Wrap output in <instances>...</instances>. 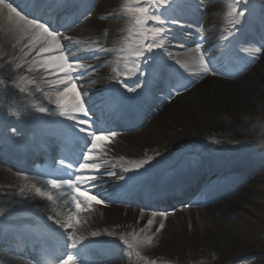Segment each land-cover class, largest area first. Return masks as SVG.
<instances>
[{
	"label": "bare ground",
	"instance_id": "obj_1",
	"mask_svg": "<svg viewBox=\"0 0 264 264\" xmlns=\"http://www.w3.org/2000/svg\"><path fill=\"white\" fill-rule=\"evenodd\" d=\"M91 1L64 0L62 3H54L53 7L50 8L54 10L53 12L48 13L46 9H43V14L46 17H50V21L52 22L61 17H65L66 21L73 17L76 20L81 14L88 12L92 16L88 21L91 25H94L95 18L112 15V10H114L112 5L116 4L119 0H101L93 3ZM232 1L234 2V0ZM207 2L204 3V0H177V5L174 6V9L176 10L175 18L179 23L165 26L166 29L171 27V32L166 31L159 37L153 36L146 29L143 30L145 36L142 35L141 29L139 30L140 36H137L138 29H135L134 32L133 21H128L127 19L123 24L120 22L121 19L116 17V20L112 21V25L116 26L117 31L115 36L112 34L104 37V47L99 49L97 46H91L85 49V45H81L84 48L77 50L79 53L87 51L86 54L88 56L85 60L82 58L83 54H77V50L71 52V59L82 61V63L76 65L78 71L90 68V65L95 63L103 62V65L97 69L93 68L92 72L86 76H82L78 72L75 74H79L80 76V79L76 81L78 85L77 89L79 92L90 95L89 107L93 115L97 117L95 123L101 122L100 127L106 133L109 125L113 129H118L119 127L115 122L116 118L108 115V111H114L116 107V103L114 102L116 99L115 95L111 102L108 101L110 99L109 96H111V86L114 85V87L119 88L116 91V95H119L120 98H125L130 88L124 87L128 86L127 83H124L127 80L122 81L119 79L117 82H114L112 79L117 78L118 75L131 78L134 73V66L131 63L125 67L120 61L116 63V60L111 55L108 58H101V53H103L101 51L105 50V48L107 51L115 49L117 43H121L123 48L118 49V51L124 49L123 52L125 54L129 55L130 53L131 56L136 57L135 63H140L142 60L135 55L133 48L140 49L142 46L153 41L161 44V47L154 49L152 53L146 54L152 56L157 62V65H153V68L158 69L155 75L156 82L142 86L147 88L152 94V98L148 99L146 103L148 105H158V110H155L152 115V117L155 115L156 120L148 127L141 128L137 132L120 133L116 134L115 137H111L110 135L111 139L104 135V139L97 141L99 149L89 153V155L94 157V160L87 163H97L99 165V171L96 172L98 179L94 182L96 186L93 191L97 199L102 202L98 204L95 200L87 201L89 203L87 204V210H84L82 206L81 210L77 212L71 205V197L62 196L56 190H51L54 198L52 201H49L46 196L40 195L36 190L29 188L28 184L21 183V178L19 177L16 179L20 185H15L18 183L17 181H6L10 180L6 178L10 175V172L2 169L0 165V215L13 214L15 218L22 217L33 225L17 223L15 224L16 227H10L14 224V221L9 222L12 219L8 220L7 218L0 217V219H3L0 220V236L6 235L7 232L14 228L19 231H27L28 235H33L38 233V230H43L46 223V227H48L49 223V227H45V230L40 231V234L37 236H45L47 231L55 233L61 239L63 247H65V244L71 245L73 242H78L77 248L80 251L78 255L83 256L85 259L84 262H80L79 264H128L126 262L127 257H129L133 264H139V262L132 258L129 252L134 257L149 259L151 264H168L166 260L172 259L174 254L194 256L196 258L198 255L197 250L186 242H176L175 240L181 241L185 234L190 236L189 234L192 231L202 233V230L210 222L209 220L214 219L220 222L223 227L218 228L215 234H213L214 238L212 239L214 242L210 243L211 246L208 249L203 248L205 255L212 256L214 254L215 248L220 242L218 239L226 236L227 231L223 228L227 229L231 225L227 219H222V215L218 214V210L220 209L218 207L239 196L251 200V190L256 189L252 178H240V175L245 174L251 168L258 170V167L255 166L260 157L257 151L256 154L251 156L249 151L240 150L241 146L237 145L231 135L235 134L239 136L241 134L237 132L240 131L237 129V125L242 120H245L243 125L249 132L260 135L264 133V49L258 51L242 45L243 39L250 38L247 42L256 40L264 47V0H240L238 4L243 5L244 16L237 15L235 13L236 7L231 3L227 4L221 0H216V3ZM12 3L14 7L17 4L25 7L24 4H21V0H13ZM197 6L200 7L198 8ZM61 8L69 9V13L55 14V10ZM2 9L4 11L3 19H1L3 24L10 27L12 32L16 34L15 36H19L21 40L25 41L22 55L18 59H15L13 63L22 64V67L16 71L19 74L14 80L17 85L25 87L22 99L28 102L29 111L25 113L26 115L24 114V123L21 125L9 123L0 115V163L6 157L14 161L16 157L20 156V162L24 164L28 159L27 156L39 151L49 152L50 148L66 147V144H69L72 148H77L80 151L79 162H85L81 153L82 151H87V149L82 147L85 143L90 144V141H84L83 137L79 141L72 138L70 130L67 129V125L71 122L59 117L55 105L56 90L58 87L62 90V86L48 82L57 76L62 78L64 74L56 72L55 75H52L51 69L46 72L39 65V60L47 59L52 53L40 52V55L37 56L39 43L29 52L27 48L30 42L28 34L18 28L15 19H9L7 9ZM74 11H77L75 15ZM169 14H171V11ZM169 14L166 12L165 18H168ZM89 26L90 24L82 22L71 30L64 29V27L59 28V26L55 27L59 28L62 37H68L67 40L62 39L61 42L70 51L68 48L70 41L76 39L83 41L88 38V34L83 32L77 34L78 29L84 28L88 33L89 29L87 28ZM148 26L151 27V23ZM236 26H243L244 30H241L238 39L233 40L229 37L232 34L231 30ZM156 27H159V25ZM180 31H183L184 34L180 33ZM102 34L99 32L97 35H94L96 39L95 45L98 42L97 40L100 39L98 36ZM177 35L179 37H175ZM180 35L182 36L180 37ZM231 41L237 44L241 43L244 48L240 45H234L235 48H230L232 46ZM199 42H202L201 44L205 50L206 57L209 59V63L219 75L205 74L199 69L198 65L191 62V57L195 55L191 50ZM180 44L185 45V47H179ZM25 52L29 53L26 57L24 56ZM75 52L76 55L73 57L72 54ZM178 52L181 54H177ZM234 53H238V56L242 57L243 61L240 63V68L243 71L239 76L231 79L229 76L232 75L227 74V69L224 64L222 65V61L226 55ZM162 59H165L167 63H174V61L179 60L187 65L186 68L181 70L185 71L183 74L186 77H189L191 82L189 89L179 95L175 94L173 97H168L175 93L176 87L173 89L165 76L168 70H172V73L176 75L181 66L175 62V65L179 68L167 69L161 65V61H165ZM29 68L31 71H29ZM111 69L116 71V75H111L110 72H114ZM21 75L25 79L21 80L19 78ZM84 98L86 99L87 95ZM45 101L48 102L45 104ZM160 101L162 103H158ZM42 102L44 108L49 109V112H40L39 115L36 113L39 112L38 109L40 108L37 103H40L42 106ZM35 109L37 110L34 111ZM143 110V122H145L149 117L144 107ZM168 114L173 116L174 119L166 118ZM258 116H262L263 118H259ZM134 118H136V115ZM12 119L15 122L18 120V117L15 116ZM106 120L109 122H105ZM9 124H13L17 132L22 129L29 131L30 137L33 139L35 137L38 139L40 133L36 134L35 130L37 127H41L42 130L47 131L50 137L47 147L44 148L42 143L39 142L37 149L34 150L26 146L21 141V137L17 135L10 132H5L3 135L4 129L7 130L6 127ZM59 124H62L64 128H59ZM232 129L236 131L232 133ZM79 135L83 136V134ZM202 135L207 139L222 140L218 144L217 152H220L217 154L218 156L202 158L209 154V152L203 150V147L200 148V151L196 149L195 154L199 157V161L197 162L189 158L194 166L192 164L187 165L184 180L166 181L164 184H157L156 187H153L159 181H156V179L164 175L161 172H166L167 175L173 172L170 170L172 163L178 165L188 164V159L185 162H177L176 159L181 157V160H183L186 157L185 154L191 153L190 148L193 145L190 141L194 142L196 136ZM105 137H108L109 140H106ZM223 141H225L224 149ZM15 142H21L23 146L22 150L25 149V153L18 152V155H10L9 151L12 148L8 146L13 147V143ZM139 149L145 154L142 160H138L139 165L145 160H148L149 163L143 165V167H139L137 171L131 172V166L138 165L134 161L137 159L138 154H140ZM176 154L178 156L175 157ZM41 156L42 153L38 157L41 158ZM255 161L256 163L253 164ZM25 165H28V163ZM145 169H147L146 172ZM22 171L27 173L26 166L22 168ZM83 171L92 172L94 170L84 169ZM137 172L143 174V179L138 182H134L131 179H120L121 176H134ZM109 173H114V175H110ZM27 174L30 175L29 180L35 183V189L39 187L44 191H49L46 180H40L38 177H34L32 173ZM207 174L209 175V180L206 186L201 184L202 180L200 178H204ZM230 175L237 176V179L235 180ZM176 176L179 175L167 177L172 178ZM254 178L257 177L254 176ZM5 181L9 185L4 184ZM129 186L131 187L127 189ZM160 186L166 191V198L169 196V201L165 198L160 203L155 204L160 207V212L168 213L166 217L160 216L159 211L157 213L154 211L144 212L143 210V206L147 202L145 198L146 193H154L156 188ZM199 187L203 189L199 192L200 194L194 196L192 203L199 201L198 205H203L204 209L180 206V208L175 207L174 210H171V204L184 200ZM246 189L249 190V193H241L242 190ZM81 199L85 200L86 198L81 197ZM126 200H129L132 205L127 207L123 203ZM235 204L238 205L240 202L236 200ZM210 210L215 212V215L211 214L212 216L209 217L207 214L210 213ZM153 213H156V215H153ZM49 216L60 222H66L69 216H72L74 217L72 220L73 226L66 229L59 228L53 220H48ZM150 220L152 221L151 224H149ZM162 220L164 223L163 229L160 232H156ZM34 226L37 227V230L33 228ZM121 232L123 233V237L120 236ZM93 233H96V235L93 236ZM68 235L73 237L72 241L67 239ZM105 235L114 242L112 249H110L111 245L105 239ZM150 236L152 237V243H147L146 246H150L151 250H147L144 242L146 243ZM91 237L95 238L93 242L88 240ZM134 237L138 240V245L134 244L133 247L131 240ZM17 243H20V240ZM99 247L98 253L102 254V257H111L113 259L111 263H104L103 260L106 258L101 260L98 257L96 249ZM122 247L125 248L124 251L121 249ZM69 248L72 247L63 249L67 250ZM29 249L32 250L33 247L31 246ZM71 250L75 249L72 248ZM137 252L140 253L139 256L136 255ZM0 264L28 263L21 259L9 261L0 258ZM182 264H189L188 257L183 259Z\"/></svg>",
	"mask_w": 264,
	"mask_h": 264
},
{
	"label": "rangeland",
	"instance_id": "obj_2",
	"mask_svg": "<svg viewBox=\"0 0 264 264\" xmlns=\"http://www.w3.org/2000/svg\"><path fill=\"white\" fill-rule=\"evenodd\" d=\"M98 1L101 0H96V2ZM207 1L208 0H204V3H208ZM238 6L240 7V5ZM112 7L114 9L112 10V15L107 17L103 16V17L95 18L94 25H91V23L88 21L89 19L92 18V16H90L89 13L85 14L83 18L76 21L75 24H79L83 22L84 24H90V26L87 28L89 29L88 33L87 30L84 28L78 29L79 32L77 34L83 32L85 34H88V38L80 42L79 39H76L75 42L74 41L71 42L73 48L72 51H75L77 48H82L81 46L82 44H85V46H87V42L90 43L92 46H95V40L93 41V38L94 35L95 34L97 35L99 32L103 33L102 35L104 36L106 35L109 36L112 34H114L115 36L117 29L116 26L112 25V21L116 20V17L120 18L121 19L120 22H122L123 24L127 19L128 21L129 20L133 21L134 32L135 29H138V33H139L140 28L135 24V18L138 15V13L135 12V9L139 7H146L151 12L153 11L154 3L153 0H119L116 4L112 5ZM239 12H241V9ZM3 14L4 11L0 6V65H5L6 67H10V68H15L16 64L13 62L15 61V59H18L22 55V52L24 51L25 41L21 40L19 36H15L16 34L12 32L10 27L3 24V22L1 21V19H3ZM83 19L86 20L83 21ZM153 23L155 24V22ZM143 34L144 32L142 30V35ZM89 47L91 46H88L87 48ZM121 48H123V46H121V43H117L114 53L112 55H115L117 52L124 50L122 49L118 51V49ZM109 54L110 51L108 52V56ZM177 54L180 55L181 53L178 52ZM119 57L120 60L123 59L120 62H122L125 67L128 64H130L134 59L133 56L128 54ZM263 70H264V66H263ZM108 71L110 72V70ZM112 71L116 72L115 70ZM18 74L19 72H16L14 74V79L17 77ZM261 75L263 76V74ZM5 77H6V73H0V79H3ZM117 77H121V76L118 75ZM121 78H128V77H121ZM19 87L22 86L17 85V83H15L11 88V90H8L5 89L3 85H0V115H3L4 110H7L11 114L10 121H12V123L22 124L23 118H21V116L29 111V106H28V102L22 99V93L19 92ZM23 88L25 89V87ZM47 102L48 101H45V104ZM41 107H44V104ZM15 116H18V120L13 122L12 118ZM258 117L263 118L262 116H258ZM166 118L174 119V117L171 116L170 114H168ZM155 120L156 119L154 115L153 117L148 119L146 123L142 125L141 128L143 129L148 127ZM244 122L245 120H242L241 123L237 125V129L240 130L237 132L241 134L239 136L234 134L231 135V137H233L237 145L241 146L240 150L251 151L253 154H256L257 151L260 157V159L257 160L258 163H256V161L253 162V164L256 163L255 167H258V170H253L252 168L250 169V175L255 176L256 175L255 173H258L257 178H254V176L252 177L254 180V186L256 187V189L254 188L253 191L251 190L252 199L248 200L247 198L245 199L244 197L239 196L236 199L233 198L229 202L222 204L220 207H218L220 208L218 210V214L222 215L221 217L222 219H227L229 223H231V225L230 227H227V229L223 228L225 231H227L226 236L220 237L218 239L220 241L219 245L216 246L215 252L212 256L205 255L203 248L208 249V247L211 246L210 243L214 242L212 239L214 238L213 234H215L218 228L223 227L220 222H217L214 219L209 220L210 222H208V224L202 230V233H197L196 231H192L189 234L190 236H187V234H185V236L181 239V241H178V239L175 240L176 242H186L189 245H191L195 250H197L198 255L196 258L194 256L174 254V257L172 259L166 260L168 264H182L183 259H185L186 257H188L189 259V264H264V133L260 135L249 132L244 127L243 125ZM234 131L236 130L232 129V133ZM221 135L224 136L223 133H221ZM100 136L104 137L103 135ZM195 138L196 140H194V142H192V140L190 141L191 144L193 145L190 148L191 153L185 154L186 157H184L183 160H181V157L176 159L177 162H183V161L185 162L188 159V164L184 163L182 165H178L171 162L172 165L170 170H172L173 172L168 173L169 174L168 176L179 175L176 177H181L183 174H185L187 165L189 164L193 165V162L190 161L189 158L196 160L198 162L199 157L195 154L196 149L200 151V148L203 147V150L209 152V154L203 156L202 158H210L213 156L214 157L218 156L217 154L220 152H217V148H218V144L221 143L222 140L207 139L203 135L199 137L196 136ZM105 139L109 140L108 137H105ZM222 143L224 149L225 141H223ZM203 150H201V152H203ZM139 152L140 154H138V157H136L137 159L135 160V162L138 165H139L138 160H142L145 156V154H143V152H141L140 149ZM176 156H178V154H176L175 157ZM204 160H208V159H204ZM158 169L160 168L158 167ZM180 170H183L184 173L183 171ZM165 175H167L166 172ZM207 176L204 178V180L207 178ZM17 177L21 178V183L23 184H29L31 182L29 180L30 175L19 176L13 173L6 177L10 179L6 181H11V182L17 181L16 179ZM173 178L174 177L165 178V180L173 179ZM6 181L4 182V184L7 183ZM15 185H20V184L18 182ZM28 187L31 188L32 190H36L31 184H29ZM245 192L249 193V190L246 189L244 191L243 190L241 191V193H245ZM236 200H238L240 204L236 205L235 204ZM183 202L186 203L187 201H183ZM183 202H181V204ZM87 204L89 203L87 202ZM175 206L176 205H174V207ZM211 214L215 215V212H212V210H210V213H208L207 215L211 217L212 216ZM0 217L7 218L8 220L15 219L13 214L0 215ZM12 226L15 227V223ZM120 236L123 237L122 232L120 233ZM135 238L136 237H134L131 240V245L133 247L134 244L138 245V240H136ZM144 245L146 246L147 243L144 242ZM178 246H182V245H178ZM146 249L151 250V247L146 246ZM129 253L133 259L139 262V264H151L149 259L145 257H141V258L134 257L131 252ZM241 259H244V261L237 263V261ZM126 262L128 264H133L129 259V257H127Z\"/></svg>",
	"mask_w": 264,
	"mask_h": 264
},
{
	"label": "snow or ice",
	"instance_id": "obj_3",
	"mask_svg": "<svg viewBox=\"0 0 264 264\" xmlns=\"http://www.w3.org/2000/svg\"><path fill=\"white\" fill-rule=\"evenodd\" d=\"M62 3L64 0H21V4H24L25 7H21L20 4H17L15 7L12 2H5V0H0V6L2 8L7 9L9 14V19H15L17 22L18 28L28 34L29 36V44L27 48L29 52L37 46L39 43V52H37V56L40 55V52H49L52 53L47 59H41L38 61L39 65L42 66L47 72L51 69V74L55 75L56 72L63 73V77H56L53 80L48 81L51 84L62 86L61 88H57L56 90V99L55 105L56 110L58 112L59 117L64 118L65 120L70 121L71 123L67 125V129L70 130V134L72 138L76 141L81 140L83 137L84 141H90V144L85 143L82 148H86L87 151H82L83 160L85 162H79L78 168L76 164L68 163L65 166L72 169V171L66 173L63 176H53L46 180V184L48 186L49 191H44L42 188L37 187L36 192L40 195L46 196L49 201L53 200V194L51 190H56L60 192L62 196H70L71 197V205L79 212L83 206L84 210H87V201L95 200L96 203H101L102 201L97 199L95 192L93 189L95 188V181L98 179L96 172L99 171V165L97 163H87L88 161H93L94 157L89 155V153L93 152V150H98L99 145L97 141L104 139V137L97 134V128L99 125L93 124V113L89 107V94H85L83 92L77 91L78 85L76 81L80 79L79 74H74L77 72L76 65L82 63L81 60H73L71 59V52L66 48V46L61 42V40H67L68 37H62L61 32L53 26L50 21V17H46L43 14V5L47 3ZM154 3V11H149L146 7H139L135 9V12L138 15L135 18V24L141 30H147L151 32L153 36H161L163 33L171 32V27L166 29L165 26L178 24L179 21L175 18L176 10L174 6L177 5V0H153ZM30 6V7H28ZM198 8L200 6H197ZM171 11V14L169 12ZM168 13V18H165V13ZM245 13L240 12V16H244ZM149 21L155 22V24L159 25V27H149ZM66 28H70L71 24H65ZM161 47V44L156 43L155 41L147 43L142 46L140 49H137L135 55L138 58H141L142 62H149L147 53H152L154 49ZM179 47L183 48L185 45L180 44ZM23 51V50H22ZM195 53L194 56L191 57V62L195 65H198L199 69L202 70L205 74L211 75H219V73L211 66L209 63V59L206 57L205 50L201 43H197L195 48L191 50ZM29 53L25 52L24 56L26 57ZM177 64H179L182 68H186L187 65L177 60ZM22 67V64L17 63L15 65V69L6 67L5 65H0V73H6V77L0 79V85H3L5 89L11 90L13 84L15 83L14 74L18 69ZM29 71L31 69L29 68ZM158 71L157 68H152L150 72H145L144 74L148 77L155 78V74ZM21 80L25 79L24 76L19 77ZM181 88L183 90H187V84H178L175 88L176 94L179 95L181 92ZM39 91V89H37ZM129 92L136 91L135 89H128ZM19 92L24 93L25 89L23 87H19ZM87 95V98L84 97ZM70 98V103H69ZM117 107L122 103L121 99L117 97L114 101ZM41 113L49 112V109L40 107L38 109ZM80 114V115H77ZM85 117L84 118H81ZM59 128L63 129L64 126L62 124L58 125ZM15 134V130H13ZM79 134H83L80 136ZM117 133L112 132L111 137H115ZM149 161L145 160L142 162L139 167H143V165L148 164ZM84 169H93L92 172H85ZM127 171V170H126ZM147 169H145V172ZM110 175H114V173H109ZM121 180L131 179L134 182H138L143 179V174L137 172L134 176H121ZM70 190V191H69ZM81 197H85V200H82ZM67 203V201H65ZM71 211V209H70ZM156 215V213H153ZM160 216L166 217L168 215L167 212H160ZM74 217L69 216L66 222H60L58 220H54L53 217L49 216L48 220H53L54 223L57 224L59 228H70L73 226L72 220ZM152 221H149L151 224ZM164 223L163 220L160 223V227L156 229V232H160L163 229ZM143 231V229H141ZM93 236L96 233L92 234ZM67 239L69 241L73 240L71 235H68ZM78 242H73L71 245L65 244V248L72 247L73 249L77 248ZM146 243H152V237H148ZM77 252H69L66 253L64 257L57 258L59 259V264H78L77 262ZM136 255H140L139 252Z\"/></svg>",
	"mask_w": 264,
	"mask_h": 264
}]
</instances>
